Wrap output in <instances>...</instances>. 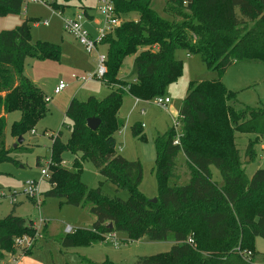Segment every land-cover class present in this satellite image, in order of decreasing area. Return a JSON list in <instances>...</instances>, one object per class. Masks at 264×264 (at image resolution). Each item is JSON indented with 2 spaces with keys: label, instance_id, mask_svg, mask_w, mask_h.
Wrapping results in <instances>:
<instances>
[{
  "label": "trees",
  "instance_id": "16d2710c",
  "mask_svg": "<svg viewBox=\"0 0 264 264\" xmlns=\"http://www.w3.org/2000/svg\"><path fill=\"white\" fill-rule=\"evenodd\" d=\"M113 1L122 22L101 41L107 46L101 80L111 92L104 98L92 95L70 102L66 116L71 133L66 141L61 131L53 139L51 187L44 192L77 206L91 204L96 220L90 229L57 239L70 247L76 235H86L92 243L106 233L124 231L130 240L146 236L151 241L172 242L169 251L139 256L134 264H253L258 254L254 239L264 238V168L251 178L247 175L236 135H250L245 152L254 156L255 145L264 140V105L236 108L237 93L224 85L223 77L235 63L264 64V0H164L167 17L153 8V0ZM22 5L23 0H0V16L18 14ZM50 5L67 6L56 0ZM133 12L136 19L122 17ZM179 50L200 55L218 76L191 81L178 113L180 131L172 125L155 138L159 194L153 202L139 190L142 162L116 151L115 135L124 124L119 111L127 92L140 100L167 95L168 86L183 72ZM60 56L59 45L32 42L28 19L0 32V162H17L10 154L16 148L6 145L5 115L21 111V118L12 124L19 138L48 113V97L24 75L25 61L31 57L60 60ZM129 56H134L136 64V79L131 83L119 77ZM89 117L101 118L96 130L88 127ZM139 127L138 123L132 126L135 135ZM178 133L180 140L175 143ZM65 151L74 154L72 168L61 165ZM180 153L187 166L184 182ZM86 160L117 189L126 190L128 199L106 194L103 182L89 188L81 177ZM212 166L220 171L221 183L214 180ZM36 232L31 217L12 211L0 218V258L4 251L16 252L17 237ZM30 252L29 248L25 254ZM92 264L120 263L107 259Z\"/></svg>",
  "mask_w": 264,
  "mask_h": 264
},
{
  "label": "rangeland",
  "instance_id": "374dc122",
  "mask_svg": "<svg viewBox=\"0 0 264 264\" xmlns=\"http://www.w3.org/2000/svg\"><path fill=\"white\" fill-rule=\"evenodd\" d=\"M56 1L58 4L65 3L67 6L63 7L64 9L61 6L52 8L50 5L30 0L23 3L20 13L0 16V32L13 29L28 19L33 43L46 41L57 44L61 48L60 60L31 57L24 63L28 77L42 89L45 97L49 98L48 113L37 123L34 130L23 136L22 143H17L18 138L12 132V124L21 118V111L14 110L7 115L6 145L9 149L16 148L10 154L17 162H0V192L5 193L0 197V218L6 217L13 211L17 216L26 219L32 217L38 221L41 214L46 220L48 237L41 239L37 248L28 253L27 257L49 264H92V262L107 259L120 264H134L139 256L167 252L172 246L170 241H151L146 236L130 240L124 231L114 232L117 240L113 237L108 238L109 233H106L103 239L92 243L86 235H76L73 246L64 247L57 237L66 236L68 227H71L72 233L78 229L92 228L96 216L90 210L91 204L85 207L77 206L67 203L65 198L46 196L44 192L51 187L48 179L40 183L42 193L40 206L22 192L28 180L41 179L42 167H46L51 159L54 137L61 131L64 141L69 138L71 124L66 111L70 102L73 99L83 101L92 95L104 98L111 92V88L100 77L95 76L99 65V55L107 54V46L98 43L93 51H89L73 34L65 30L63 22L64 17H70L76 12L82 13L84 28L93 38H97L99 29L105 23V18L98 8L99 0ZM47 2L51 4L54 0H47ZM152 6L161 16H168L164 10V0H153ZM84 8L87 13L83 10ZM122 17L133 20L137 18V13L133 12ZM177 58L183 60V72L179 79L171 83L166 90L171 98L168 110L156 104V97L136 103V97L127 92L119 111L124 124L115 135L116 151L127 159H138L142 162L143 178L139 190L148 198H155L159 194L155 167L157 157L155 138L174 125L191 81L209 80L218 76L217 72L208 68L200 55H189L185 50H179ZM119 77L129 83L135 81L134 56L126 58ZM60 81L67 86L56 92ZM223 83L228 89L236 91V108L241 109L244 105L253 107L264 105L263 63H235L225 73ZM136 123L140 127L135 135L132 126ZM177 129L180 131L179 125ZM249 137L250 135L237 133L236 144L247 175L251 178L256 170L264 168V140L255 145V154L250 156L245 152L248 142L250 143ZM34 138H37V141L33 142ZM73 159L74 154L71 151H65L61 165L72 168ZM38 161L40 165L37 164ZM179 162L182 173L180 178L184 182L187 178V173L185 174L187 166L185 167L183 153L179 154ZM212 171L214 180L221 183L222 177L218 168L212 166ZM81 177L89 188H96L103 182L102 187L106 194L117 195L125 200L129 197L126 190L117 189L115 184L107 181L91 160L84 162ZM13 192H16L15 210L10 199ZM38 226H40L39 223ZM24 235L32 236L27 233L22 234ZM14 245L16 247L14 254L21 255L29 249L26 244L16 246L15 242ZM254 245L258 254L252 263L264 264V238L255 237ZM0 264L15 263L10 259L9 253L4 251Z\"/></svg>",
  "mask_w": 264,
  "mask_h": 264
},
{
  "label": "built area",
  "instance_id": "2783aa9c",
  "mask_svg": "<svg viewBox=\"0 0 264 264\" xmlns=\"http://www.w3.org/2000/svg\"><path fill=\"white\" fill-rule=\"evenodd\" d=\"M30 0H23L24 2H28ZM33 1H38L41 2L43 4L46 5H50L47 0H33ZM99 11L102 13V15L105 18V23L104 26L101 27L99 29V33L97 38H93L90 33L88 32V30H86L82 24V19H83V14L82 13H78L75 15H72L70 17H64L63 18V22H64V28L66 31H68L69 33L73 34L82 44H84L86 46V48L89 51H93L94 48H96V45L98 43H101V41L110 33L112 32L117 26H119L122 22V18L117 16L116 11H115V6H114V1L113 0H99ZM51 6V5H50ZM47 23V22H46ZM107 56L105 54H100L99 55V65H98V69L95 72V76L98 77H102L106 71V65H105V61H106ZM93 78V77H92ZM67 85L63 82L60 81V83L58 84L57 88H56V92L61 91L62 89H64ZM49 98H47L48 100ZM139 101H141L140 99L136 98V103H138ZM156 104H158L160 107L168 110L169 104L171 102V98L169 95H165V96H158L156 97L155 100ZM142 112H144V109L142 108ZM179 125L180 127V121L179 119H175L174 120V126L177 129V126ZM179 136L180 134L178 133V136L175 140V143H179ZM50 161H48L47 166L46 167H42L41 173H42V177L40 180H28L25 185L24 188L22 190V192L28 196L30 199H32L38 206L41 205L42 200H41V188H40V183L41 181L45 180V179H50L51 177V173H50ZM5 193H1L0 192V197L4 196ZM11 202L14 203L16 202V192H13L10 196ZM38 223L40 226H38ZM46 223V220L44 219V217L40 214L38 222L34 223V226L37 230L36 234L34 236H19L16 238L15 242H16V246L20 245V244H26L28 246V248L33 247L36 239L38 237H40V231L42 229L43 224ZM68 231H71L68 229ZM109 237H113L115 238L114 240H117L115 233H109L108 238ZM189 241H193V239H189ZM116 244H118L117 241H115ZM248 253V252H247ZM250 254V252L248 253Z\"/></svg>",
  "mask_w": 264,
  "mask_h": 264
},
{
  "label": "crops",
  "instance_id": "0c3cea01",
  "mask_svg": "<svg viewBox=\"0 0 264 264\" xmlns=\"http://www.w3.org/2000/svg\"><path fill=\"white\" fill-rule=\"evenodd\" d=\"M86 9V8H85ZM86 11V13H87V10H85ZM79 12H76V13H74L73 15H75V14H78ZM60 83V82H59ZM142 101V100H141ZM141 101H139V102H141ZM138 102V103H139ZM7 115L8 114H6L5 116H6V119H7ZM33 140H37V138H34ZM32 218V217H31ZM33 219V218H32ZM34 220V223H36V222H38V221H36V218L35 219H33ZM95 221V220H94ZM46 226H47V224L45 223V224H43V226H42V229H41V231H40V237H38L37 239H36V242H35V244H34V246H33V248L31 249V251H33V249H35V248H37V246H38V242L41 240V239H43V238H47L48 237V235H47V230H46ZM43 228H45V231H44V233H43ZM68 229L69 230H71V227H68L67 229H66V231H67V233H69V232H72V230L71 231H68ZM60 248H61V246H59ZM9 256H10V259L12 260V261H14V263L15 264H49V263H46V262H42V261H38V260H36V259H33V258H29V257H27V254H14V253H9Z\"/></svg>",
  "mask_w": 264,
  "mask_h": 264
},
{
  "label": "water",
  "instance_id": "95a60500",
  "mask_svg": "<svg viewBox=\"0 0 264 264\" xmlns=\"http://www.w3.org/2000/svg\"><path fill=\"white\" fill-rule=\"evenodd\" d=\"M24 75L25 76H28L26 72H24ZM101 124V118L99 117H89L88 120H87V125L89 128H91L92 130H96ZM24 141V137L23 136H20L17 140V143H22ZM33 142L37 141V140H32ZM16 143V144H17ZM16 146V145H15ZM153 202H156L157 201V198H153L152 199ZM113 224L110 223V226H112Z\"/></svg>",
  "mask_w": 264,
  "mask_h": 264
}]
</instances>
